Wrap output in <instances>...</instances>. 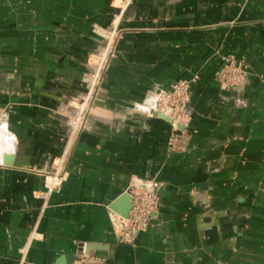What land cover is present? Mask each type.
<instances>
[{
	"label": "crops",
	"instance_id": "0c3cea01",
	"mask_svg": "<svg viewBox=\"0 0 264 264\" xmlns=\"http://www.w3.org/2000/svg\"><path fill=\"white\" fill-rule=\"evenodd\" d=\"M113 1L0 0V107L14 137L11 165L0 156V264L81 251L105 264H264V0H133L71 135L57 109L84 92ZM225 55L249 65L231 92L215 81ZM195 76L188 149L169 155L170 125L145 105ZM58 159L66 177L42 198ZM135 179L159 184V207L128 246L109 208Z\"/></svg>",
	"mask_w": 264,
	"mask_h": 264
},
{
	"label": "built area",
	"instance_id": "2783aa9c",
	"mask_svg": "<svg viewBox=\"0 0 264 264\" xmlns=\"http://www.w3.org/2000/svg\"><path fill=\"white\" fill-rule=\"evenodd\" d=\"M133 0H114L112 7L115 13L110 28L102 30L100 37L104 39L95 53L99 59L88 61V65H92L90 72L86 75L84 92L76 99L68 101L67 107L60 114L66 115L65 122L71 135H75L81 130L86 116L90 111V105L95 87L100 77V70L108 59L109 52L112 49V42L118 33V21L122 17L126 9L131 5ZM221 67L215 75V81L226 92L244 87L248 82L247 70L249 65L244 59H237L232 55L221 56ZM98 63V64H96ZM197 77H193L189 81H179L171 86L167 92H158L155 95L156 101L152 102L153 107L159 114L167 117L170 125V135L167 141V153L169 155L186 151L188 141L191 137L189 132V123L191 116L186 106L189 102V88ZM62 109V108H61ZM59 108V110H61ZM6 110L0 108V127L4 123L2 118ZM63 159H58L52 172L43 175V198L50 195L53 191L58 190L66 174L63 170ZM54 178L50 182L49 179ZM131 208L127 217L123 218L118 214L116 217V226L114 233L119 244L131 246L139 233L145 232L159 207L158 184L153 181H142L131 184ZM72 264H105V259L100 256L87 255L83 251L76 255V259Z\"/></svg>",
	"mask_w": 264,
	"mask_h": 264
},
{
	"label": "rangeland",
	"instance_id": "374dc122",
	"mask_svg": "<svg viewBox=\"0 0 264 264\" xmlns=\"http://www.w3.org/2000/svg\"><path fill=\"white\" fill-rule=\"evenodd\" d=\"M132 4V3H131ZM124 14V13H123ZM113 16V15H112ZM123 16V15H122ZM113 18L111 17V19H110V22H109V24H108V26H107V28H110V26H111V24H112V22H113ZM121 20H122V17L119 19V21H118V24H117V26H118V33L115 35V37H114V39H113V42H112V49H111V51L109 52V56H108V59H107V61H106V63L104 64V65H102V67H101V70H100V77H99V80H98V83H97V85H96V87H95V92H94V94H93V97H92V103H91V105H90V108H92L93 107V105H94V103H95V101H96V97H97V93H98V91H99V89H100V86H101V84H102V82H103V79H104V77H105V74H106V72H107V70L109 69V67H110V65L112 64V62L114 61V59L116 58V56H117V46H118V43H119V40H120V38H121V35H122V30H121V28H120V23H121ZM106 28V29H107ZM102 30H104V29H95V31H96V33L99 35V37H100V33L102 32ZM103 41H104V39L102 38V37H100V40H99V44L97 45V47H96V49L99 47V46H101V44L103 43ZM96 49H95V51H96ZM90 59H93V60H97V59H99V56L97 55V53H95V52H92V53H89V55L87 56V58H86V63H85V67H84V72L82 73V77H81V79L83 80V87L85 86V81H86V75L90 72V70H91V68H92V65H88V61H90ZM96 64H98V63H96ZM155 95H156V93L154 94V96L151 98V99H149V101H148V104L147 105H145V107H146V113H147V115L149 116V117H152V115H150L149 113H148V110L151 108V107H153V104H152V102H154V101H156L155 100ZM72 99H70V100H68V101H71ZM68 101H66V102H64V103H61L59 106H58V109H57V111H58V115L62 118V120H63V124L65 125V127L68 129V127H67V125H68V123H66L65 122V120H66V115H64L63 116V114H60V112H62V111H64L65 110V108L67 107V104L69 103ZM0 108H2V107H0ZM59 108L61 109V110H59ZM5 109V108H4ZM6 110V109H5ZM60 111V112H59ZM157 116H159V115H157ZM159 117H162V116H159ZM162 118H164V117H162ZM165 119V118H164ZM6 121V112H5V115L3 116V118H2V122H5ZM167 121V120H166ZM168 122V121H167ZM83 126H84V124H82ZM82 126V127H83ZM82 129V128H81ZM69 131V130H68ZM80 131H78V133H79ZM190 132V131H189ZM78 133H76V134H78ZM191 134V133H190ZM191 138V137H190ZM14 139V137H13V135H12V133H10V131L8 130V127H7V125L6 124H2L1 125V127H0V156H4V155H6L7 153H9V151H10V149H11V147H10V143L8 142V141H14L13 140ZM189 142H190V139H189V141H188V145H189ZM187 149H188V147H187ZM186 149V150H187ZM184 152H186V151H184ZM184 152H181V153H184ZM6 153V154H5ZM181 153H176V154H181ZM168 154V153H167ZM52 172V171H51ZM49 181L50 182H52V181H54V178H50L49 179ZM137 181H144V180H139V179H135L133 182L135 183V182H137ZM154 181V180H153ZM156 182V181H155ZM157 183V182H156ZM158 184V183H157ZM131 186V185H130ZM158 187H159V184H158ZM43 192H44V190H43ZM41 196H42V198L44 197V195H42V193H41Z\"/></svg>",
	"mask_w": 264,
	"mask_h": 264
},
{
	"label": "water",
	"instance_id": "95a60500",
	"mask_svg": "<svg viewBox=\"0 0 264 264\" xmlns=\"http://www.w3.org/2000/svg\"><path fill=\"white\" fill-rule=\"evenodd\" d=\"M157 95L159 93H156ZM156 100V99H155ZM155 111V110H154ZM153 115H158L157 112H152ZM161 116V115H159ZM11 156L4 155L3 157V165L4 166H10L11 165ZM131 189H128L125 194H123L115 203L111 205L109 208L114 213L118 214L119 216L126 218L128 211L131 208V196H130ZM90 249L86 248V252H88ZM76 259V255H64L59 257L54 264H72Z\"/></svg>",
	"mask_w": 264,
	"mask_h": 264
},
{
	"label": "bare ground",
	"instance_id": "6f19581e",
	"mask_svg": "<svg viewBox=\"0 0 264 264\" xmlns=\"http://www.w3.org/2000/svg\"><path fill=\"white\" fill-rule=\"evenodd\" d=\"M155 110V108L154 107H151L149 110H148V113L150 114V115H153L152 114V112H155L154 111ZM157 112V111H156ZM158 115H161L162 117H164L166 120H167V117L166 116H164L163 114H159V113H157ZM168 121V120H167ZM44 178V177H43ZM44 180V179H43ZM137 182H142V181H137ZM137 182H135V183H137ZM129 189H131V186L129 187ZM111 213H113V214H116V213H114L113 211H111Z\"/></svg>",
	"mask_w": 264,
	"mask_h": 264
}]
</instances>
